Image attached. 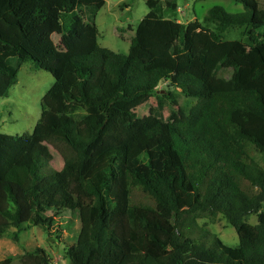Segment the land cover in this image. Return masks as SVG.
I'll return each mask as SVG.
<instances>
[{"label":"trees","instance_id":"obj_1","mask_svg":"<svg viewBox=\"0 0 264 264\" xmlns=\"http://www.w3.org/2000/svg\"><path fill=\"white\" fill-rule=\"evenodd\" d=\"M106 1L0 0V76L11 86L32 62L54 80L33 133H0V239L24 226L53 237L77 213L71 264H264V5L233 0L242 12L216 6L185 25L177 0H143L122 55L98 43ZM231 28L244 29L251 59L223 39ZM160 84L195 103L183 110ZM153 97L183 118L136 127L131 108ZM204 212L239 245L198 227Z\"/></svg>","mask_w":264,"mask_h":264},{"label":"rangeland","instance_id":"obj_2","mask_svg":"<svg viewBox=\"0 0 264 264\" xmlns=\"http://www.w3.org/2000/svg\"><path fill=\"white\" fill-rule=\"evenodd\" d=\"M257 1L264 5V0ZM177 4L178 11L174 18L185 25L194 20L201 21L206 12L216 6L233 14L243 11V5L233 0H177ZM148 11L143 0H107L96 17L99 45L116 54H127L134 31ZM243 31V28H231L223 39L237 42L236 53L251 59L253 56L246 46ZM231 72V69H222L219 76L227 79ZM53 82L49 73L38 69L32 62H25L21 66L16 82L11 86L0 76V133L14 137L33 133L42 113L41 100ZM161 88L173 92L183 110L195 103V99L186 98L179 90L167 87L166 84H160L158 90ZM131 110L136 114L135 126L139 128L150 124L154 119L175 121L183 118L182 115L173 118L169 101L158 104L155 97L145 105L132 107ZM54 154V161L49 167L58 170L62 167V153L54 151ZM255 159L264 169V154L256 152ZM186 208L187 203L184 202L181 209ZM245 222L255 225L256 218L249 216ZM196 224L216 235L228 247L239 245L234 228L221 214L211 216L207 212L199 213ZM63 229L60 234L48 237L39 227L24 226L22 230L10 228L0 239V261L9 259L10 264H36L37 258L45 257L49 264H71L65 257V250L76 243L80 231L77 213L69 216Z\"/></svg>","mask_w":264,"mask_h":264}]
</instances>
